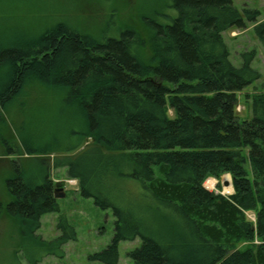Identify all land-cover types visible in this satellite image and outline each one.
<instances>
[{
	"label": "trees",
	"instance_id": "obj_1",
	"mask_svg": "<svg viewBox=\"0 0 264 264\" xmlns=\"http://www.w3.org/2000/svg\"><path fill=\"white\" fill-rule=\"evenodd\" d=\"M39 3L0 0V124L7 127L6 112L32 88L40 99L62 100L81 128L42 144L51 132L30 116L16 138L0 134L4 153L15 155L5 179L11 200H0V215L18 219L32 245L29 264L63 256L76 237L65 216L58 227L69 233L37 234L42 215L59 211L51 168L38 156L45 154L77 179L82 196L113 210V239L94 256L107 264L118 262L121 240L137 237L128 253L136 264H264V89L246 94L251 117L237 111L239 94L262 74L252 66L257 50L242 52L236 66L223 35L252 22L264 45L261 11L234 0H171L176 15L144 16L142 28L100 39L64 21L30 25ZM225 173L232 194L204 186Z\"/></svg>",
	"mask_w": 264,
	"mask_h": 264
},
{
	"label": "rangeland",
	"instance_id": "obj_2",
	"mask_svg": "<svg viewBox=\"0 0 264 264\" xmlns=\"http://www.w3.org/2000/svg\"><path fill=\"white\" fill-rule=\"evenodd\" d=\"M39 4L36 12L29 13L28 23L32 26L50 25L57 21H64L72 28L81 32H87L91 35L103 39L107 36H117L119 31L127 25H136L142 28V18L144 16L157 17L164 19L161 14L176 15L177 12L170 7L171 0H36ZM239 9L245 6L257 8L261 11L259 20L264 19V0H234ZM44 10H40V9ZM22 13V12H19ZM38 17H37V16ZM156 17V18H157ZM25 22V20H23ZM254 24L247 22L246 28H230L224 31L223 35L230 50V59L239 66L243 62L242 52L256 49L257 54L252 61V66L258 69L262 76L253 84L249 85L239 94L237 111L241 118L251 117L249 101L246 99L247 93H252L259 89H264V45L260 42L254 31ZM144 32V31H143ZM145 33V32H144ZM141 57L147 58L150 55V49L145 48ZM39 90L28 88L26 92L19 96L18 101L10 111L6 112L7 127L0 124V134L5 137L16 138L18 129L29 117L38 116L42 121L39 122L41 128L50 130L43 143H55L56 137L63 134L65 129L71 125H78L75 111L60 99L43 93L44 97L39 98ZM174 114L172 109L169 110ZM37 119V118H36ZM32 128L29 129L31 133ZM17 132V133H16ZM35 132V131H33ZM14 136V137H13ZM38 143L36 139L33 144ZM87 141L81 148L68 153V155H77L81 149L90 145ZM3 146L0 143V200L8 203L11 200L7 191L5 179L11 172L10 160L15 155L4 153ZM3 152V153H2ZM44 158L51 168V176L56 182H60L58 194L64 193L58 197L59 211L48 212L41 217V227L37 234L50 240L54 237L69 233L68 228H59L58 223L61 216L67 218L68 223L76 232V237L69 239L63 245L64 255L56 254L45 255L38 264H107L104 260L94 257L96 253L102 252L111 243L115 231V216L111 208L104 209L98 206L93 197L82 196L79 192L77 179L70 178L66 167H54L55 155H38ZM34 168V166H32ZM223 174L219 179L209 177L204 182V186L209 190L224 195H230L234 191L227 190L225 187ZM213 179V184L209 181ZM231 178V177H230ZM232 181V180H231ZM220 182L221 188H218ZM131 195L139 198L140 189L138 186H130ZM134 188V190H132ZM138 194V195H137ZM140 199V198H139ZM248 217L255 220V214L248 212ZM169 235V234H168ZM248 242V241H247ZM243 241L238 246L245 249L247 243ZM141 244V237L134 240H121L119 242V259L116 264H136L128 253L130 250ZM30 241L24 242L20 225L16 217H8L6 214L0 215V264H29L27 257L28 248L31 247ZM20 249V250H19ZM42 253H33L34 256Z\"/></svg>",
	"mask_w": 264,
	"mask_h": 264
},
{
	"label": "bare ground",
	"instance_id": "obj_3",
	"mask_svg": "<svg viewBox=\"0 0 264 264\" xmlns=\"http://www.w3.org/2000/svg\"><path fill=\"white\" fill-rule=\"evenodd\" d=\"M210 179H211V178H210ZM224 180H225V187H226V189H227V190H232L233 187H232V181H231L230 175L225 176ZM209 184H210V185L213 184V179H211V180L209 181Z\"/></svg>",
	"mask_w": 264,
	"mask_h": 264
},
{
	"label": "water",
	"instance_id": "obj_4",
	"mask_svg": "<svg viewBox=\"0 0 264 264\" xmlns=\"http://www.w3.org/2000/svg\"><path fill=\"white\" fill-rule=\"evenodd\" d=\"M60 185L61 183L60 182H56V187H55V196L58 198V197H62L64 196L65 194L62 193V194H58V190L60 189Z\"/></svg>",
	"mask_w": 264,
	"mask_h": 264
},
{
	"label": "crops",
	"instance_id": "obj_5",
	"mask_svg": "<svg viewBox=\"0 0 264 264\" xmlns=\"http://www.w3.org/2000/svg\"><path fill=\"white\" fill-rule=\"evenodd\" d=\"M227 175H230V174H227ZM227 175H225V176H227ZM225 176H224V178H225ZM230 177H231V175H230ZM233 190V189H232Z\"/></svg>",
	"mask_w": 264,
	"mask_h": 264
}]
</instances>
